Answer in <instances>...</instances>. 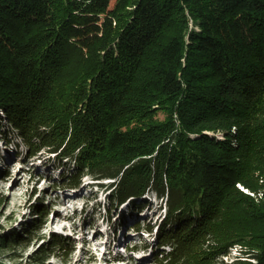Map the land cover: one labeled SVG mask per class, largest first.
Segmentation results:
<instances>
[{
	"label": "trees",
	"instance_id": "16d2710c",
	"mask_svg": "<svg viewBox=\"0 0 264 264\" xmlns=\"http://www.w3.org/2000/svg\"><path fill=\"white\" fill-rule=\"evenodd\" d=\"M0 113V140L55 154L69 186L166 200L161 264L236 245L220 264H264V0H0ZM230 217L247 239L214 241Z\"/></svg>",
	"mask_w": 264,
	"mask_h": 264
},
{
	"label": "rangeland",
	"instance_id": "374dc122",
	"mask_svg": "<svg viewBox=\"0 0 264 264\" xmlns=\"http://www.w3.org/2000/svg\"><path fill=\"white\" fill-rule=\"evenodd\" d=\"M14 141L22 145L21 139ZM21 147L0 140L1 264H161L171 258L173 249L160 245L157 232L166 200L149 193L146 202L137 201L136 207L126 202L113 208L108 187L114 181L85 174L78 185L69 186L63 177L68 171L70 176L75 174L72 167L59 164L55 154L44 150L30 159ZM224 213L230 214L229 209ZM233 218L214 226L221 229L214 241L231 242L238 236L247 239L246 226L232 222ZM145 223L152 230H139ZM53 235L63 236L69 248L51 249ZM112 245L117 249L111 250ZM124 248L131 251L124 253ZM246 251L236 245L226 256L218 255L213 264H220V259L226 263L244 261Z\"/></svg>",
	"mask_w": 264,
	"mask_h": 264
},
{
	"label": "bare ground",
	"instance_id": "6f19581e",
	"mask_svg": "<svg viewBox=\"0 0 264 264\" xmlns=\"http://www.w3.org/2000/svg\"><path fill=\"white\" fill-rule=\"evenodd\" d=\"M63 203H64V204L66 203V202H65V200H64V202H63ZM65 205H66V204H65ZM54 221H55V220H54ZM55 223H56L57 225H59V222H55ZM63 225H65V226H66V223H63ZM124 251H126V250H124ZM128 251H131V249H128V250H127V252H128Z\"/></svg>",
	"mask_w": 264,
	"mask_h": 264
},
{
	"label": "water",
	"instance_id": "95a60500",
	"mask_svg": "<svg viewBox=\"0 0 264 264\" xmlns=\"http://www.w3.org/2000/svg\"><path fill=\"white\" fill-rule=\"evenodd\" d=\"M111 180V182H113L114 180L113 179H110Z\"/></svg>",
	"mask_w": 264,
	"mask_h": 264
}]
</instances>
